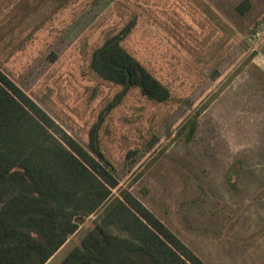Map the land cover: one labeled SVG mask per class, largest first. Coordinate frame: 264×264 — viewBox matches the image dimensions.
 Listing matches in <instances>:
<instances>
[{
  "label": "rangeland",
  "instance_id": "obj_1",
  "mask_svg": "<svg viewBox=\"0 0 264 264\" xmlns=\"http://www.w3.org/2000/svg\"><path fill=\"white\" fill-rule=\"evenodd\" d=\"M113 36L166 99L92 68ZM0 70L117 180L45 264L126 193L204 264H264V0H0Z\"/></svg>",
  "mask_w": 264,
  "mask_h": 264
},
{
  "label": "trees",
  "instance_id": "obj_2",
  "mask_svg": "<svg viewBox=\"0 0 264 264\" xmlns=\"http://www.w3.org/2000/svg\"><path fill=\"white\" fill-rule=\"evenodd\" d=\"M118 40L104 41L92 68L122 92L138 85L149 98L166 99V89ZM36 109L0 70V264H45L117 185L85 148L54 137ZM146 212L126 193L58 264H204Z\"/></svg>",
  "mask_w": 264,
  "mask_h": 264
}]
</instances>
